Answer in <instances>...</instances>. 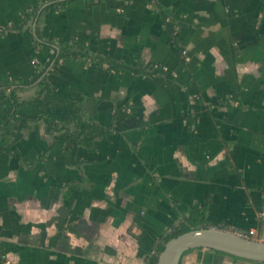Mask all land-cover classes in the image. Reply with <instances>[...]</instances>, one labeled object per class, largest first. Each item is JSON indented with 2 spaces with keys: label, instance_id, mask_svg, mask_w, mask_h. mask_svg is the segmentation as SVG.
<instances>
[{
  "label": "crops",
  "instance_id": "1",
  "mask_svg": "<svg viewBox=\"0 0 264 264\" xmlns=\"http://www.w3.org/2000/svg\"><path fill=\"white\" fill-rule=\"evenodd\" d=\"M138 63L170 77L123 70ZM7 84L35 120L18 135ZM80 113L106 131L92 147L48 132ZM191 208L264 242V0H0L5 255L144 264ZM180 264L258 263L195 249Z\"/></svg>",
  "mask_w": 264,
  "mask_h": 264
},
{
  "label": "trees",
  "instance_id": "2",
  "mask_svg": "<svg viewBox=\"0 0 264 264\" xmlns=\"http://www.w3.org/2000/svg\"><path fill=\"white\" fill-rule=\"evenodd\" d=\"M171 33L174 35L175 30L171 29ZM79 58H87L86 54L83 52H75L71 47H64L60 54V59H79ZM94 59H89V61H93ZM95 61V60H94ZM117 68V66H114ZM123 70H128L134 72L136 74L144 75V76H167L163 69L156 65L152 64H143L138 63L134 67H126ZM14 85H2L8 92L9 95L6 98V110L7 114L11 115V121L14 127L15 134L18 135L24 128L29 126L30 122L35 120L28 118H21L17 116V90H13ZM75 131H72L66 127H60L56 123H52L47 121L46 126L47 130L50 134L55 135L56 139L59 142L66 144L70 141H74V146H84V147H92L94 142L100 140L106 134V131L100 128L98 125H94L85 120V115L83 113L78 114V116L74 119ZM205 217V213L203 210L191 208L189 218L183 222L179 227L172 230L171 232L165 234L157 243H155L145 258L144 264H158L159 255L163 252L166 244L184 234L194 229H202V228H210V226L203 220ZM218 229H222L218 227ZM250 239H253L252 237ZM5 253L0 246V264H4L3 256ZM262 264V263H258Z\"/></svg>",
  "mask_w": 264,
  "mask_h": 264
},
{
  "label": "water",
  "instance_id": "3",
  "mask_svg": "<svg viewBox=\"0 0 264 264\" xmlns=\"http://www.w3.org/2000/svg\"><path fill=\"white\" fill-rule=\"evenodd\" d=\"M195 249L211 250L238 259L264 263V242L212 227L194 229L170 240L159 255L158 264H180L185 253Z\"/></svg>",
  "mask_w": 264,
  "mask_h": 264
},
{
  "label": "built area",
  "instance_id": "4",
  "mask_svg": "<svg viewBox=\"0 0 264 264\" xmlns=\"http://www.w3.org/2000/svg\"><path fill=\"white\" fill-rule=\"evenodd\" d=\"M185 56L187 55L186 52L183 53ZM188 60V58H187ZM218 229V228H217ZM220 230H225V231H228V232H231V233H234L240 237H243V238H253V237H256L257 235V232L256 230L252 229V230H249V231H242V230H238V229H220ZM3 260H4V264H15L14 262V259L8 255H4L3 257ZM264 264V263H262Z\"/></svg>",
  "mask_w": 264,
  "mask_h": 264
}]
</instances>
